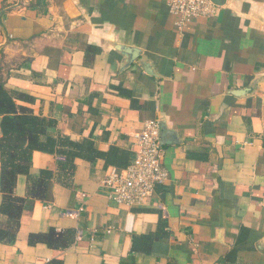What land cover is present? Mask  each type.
Instances as JSON below:
<instances>
[{
  "label": "crops",
  "instance_id": "crops-1",
  "mask_svg": "<svg viewBox=\"0 0 264 264\" xmlns=\"http://www.w3.org/2000/svg\"><path fill=\"white\" fill-rule=\"evenodd\" d=\"M214 1V17L179 28L167 0H0V79L57 122L53 137L84 143L69 179L33 153L53 200L23 212L0 264H264V0ZM149 119L169 179L128 208L101 183L133 164ZM112 149L130 164L107 163ZM51 230L74 243H29Z\"/></svg>",
  "mask_w": 264,
  "mask_h": 264
},
{
  "label": "trees",
  "instance_id": "trees-1",
  "mask_svg": "<svg viewBox=\"0 0 264 264\" xmlns=\"http://www.w3.org/2000/svg\"><path fill=\"white\" fill-rule=\"evenodd\" d=\"M24 100L29 103L32 99L20 93L12 92L0 79V169L2 204L0 215V243L12 244L17 239L20 220L23 212L36 201L49 203L53 200L55 173L52 170H41L37 177L30 174L34 152H43L58 157L57 173L69 179L75 170V160L81 156L84 143L72 142L68 137L58 134L53 137L49 131L56 127L53 119L36 115L32 109L19 106L16 101ZM90 145H88V148ZM117 149H112L107 163L125 168L130 164L126 154L117 155ZM108 157V155L106 156ZM108 160V159H107ZM125 170V169H119ZM19 175L29 178L26 197H18L15 187ZM69 186L68 183H65ZM76 232L68 231L62 236L51 230L48 234L32 235L30 244L45 243L51 248H67L74 243ZM152 238V237H150ZM149 239V238H147ZM144 240V239H142ZM137 241H135L136 244ZM135 250L137 249L135 245Z\"/></svg>",
  "mask_w": 264,
  "mask_h": 264
},
{
  "label": "built area",
  "instance_id": "built-area-1",
  "mask_svg": "<svg viewBox=\"0 0 264 264\" xmlns=\"http://www.w3.org/2000/svg\"><path fill=\"white\" fill-rule=\"evenodd\" d=\"M167 5L179 28L197 19L214 17L217 11L214 0H167ZM136 146L133 164L125 170L110 168L101 183L109 199L128 208L141 207L153 196L156 187L169 179L163 164L159 121L144 122L143 129L136 134Z\"/></svg>",
  "mask_w": 264,
  "mask_h": 264
},
{
  "label": "water",
  "instance_id": "water-1",
  "mask_svg": "<svg viewBox=\"0 0 264 264\" xmlns=\"http://www.w3.org/2000/svg\"><path fill=\"white\" fill-rule=\"evenodd\" d=\"M121 50H122V48H121ZM124 50H126L127 52H130V54L138 53V50H135V49H133V48H131V49H129V50H128V48H124Z\"/></svg>",
  "mask_w": 264,
  "mask_h": 264
}]
</instances>
